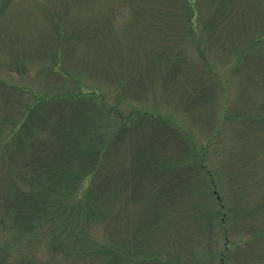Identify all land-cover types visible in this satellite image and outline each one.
Wrapping results in <instances>:
<instances>
[{
	"label": "rangeland",
	"instance_id": "1",
	"mask_svg": "<svg viewBox=\"0 0 264 264\" xmlns=\"http://www.w3.org/2000/svg\"><path fill=\"white\" fill-rule=\"evenodd\" d=\"M190 3L0 0V117L28 106L42 113L37 101L72 94L64 114L82 118L79 109H89L106 141L126 115L163 117L167 129L154 121L143 128L160 142L163 183L174 178L177 186L150 238L136 234L144 198L133 197L132 184L127 197L120 195L130 201L125 211L119 197L116 209L105 207L124 220L123 228H107L87 212L75 217L71 208L66 221L29 237L0 228L6 262L101 264L95 250L114 241L126 243L120 254L129 264H264V0ZM10 130L0 129V137ZM124 144L111 152L109 173L131 168ZM7 151L0 147V176L9 173ZM91 181L79 185L70 207L87 209ZM82 228L92 261L53 262L46 243L55 233L70 242ZM133 236L135 250L145 247L150 258L128 256Z\"/></svg>",
	"mask_w": 264,
	"mask_h": 264
},
{
	"label": "trees",
	"instance_id": "2",
	"mask_svg": "<svg viewBox=\"0 0 264 264\" xmlns=\"http://www.w3.org/2000/svg\"><path fill=\"white\" fill-rule=\"evenodd\" d=\"M218 1L220 7L225 6V0ZM185 2L186 5H191L190 0ZM190 20L192 22L191 18ZM4 84L7 85L6 82ZM10 86L20 90V87ZM21 90L25 91L22 87ZM86 94L78 92L73 95L85 98ZM67 96L37 101L43 109L42 113L35 106H28L22 113L16 109L13 115L8 112L0 117V129L11 126L6 140L0 137V147L4 146L10 157L8 176H0V228L17 237H29L47 224L59 223L71 208V214L75 217L87 212L98 223H104L107 228L110 225L117 231L126 223L118 214L114 215L113 210L111 212L105 207L116 209V199L119 197L120 200V195L127 197L133 184V197L137 195L144 198L141 201L142 211L136 221V234L150 238L149 234L154 231L159 218L166 213L167 206L174 204L173 190L177 186L173 185L174 178L166 180L168 185L163 183L159 176L162 173L159 168L164 164L163 155L158 153L160 142H157V138L155 141L148 138L143 127L149 126V121H154L157 126L167 129V120L147 113L126 115L120 131L110 141H106L97 130L94 115L89 109H79L83 111L82 118L80 113L73 114L72 111L70 115L64 114L65 106L70 105L69 97L72 94ZM56 114L57 118L54 119ZM69 118L72 126L67 123ZM156 129L161 136V129ZM124 141L127 142L126 147L130 153L131 168L124 167L123 172L114 175L109 173L114 164L110 154L115 148L119 149ZM90 179L87 209L83 211L80 207H70L71 198L79 185ZM150 179L152 186L144 187ZM120 201L123 202L122 209L125 211L130 201ZM140 242L143 243L141 240ZM46 245L53 262L59 258L71 257L89 256L91 261L93 259V250L90 249L92 245L85 228L78 234H73L67 243L62 234L55 233ZM125 245L123 242L120 246H115L113 241L112 244L98 247L94 253L103 256L101 264H129L130 259L120 254V248ZM131 246L128 255L131 257L141 256L146 259V256L150 258L153 253L147 252L145 247L138 253L135 250L137 242L134 236ZM0 264L20 263L6 262L5 255L0 250Z\"/></svg>",
	"mask_w": 264,
	"mask_h": 264
}]
</instances>
